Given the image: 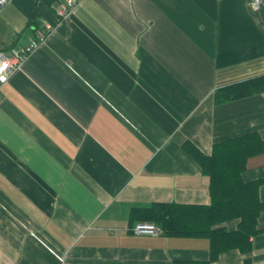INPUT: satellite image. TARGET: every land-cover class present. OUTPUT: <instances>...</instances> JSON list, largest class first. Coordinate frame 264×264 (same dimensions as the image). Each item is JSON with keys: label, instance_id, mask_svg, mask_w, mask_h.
<instances>
[{"label": "crops", "instance_id": "1", "mask_svg": "<svg viewBox=\"0 0 264 264\" xmlns=\"http://www.w3.org/2000/svg\"><path fill=\"white\" fill-rule=\"evenodd\" d=\"M64 1L0 6V52H21L48 29L0 82V264L207 260L208 239L136 234L130 210L209 203L185 142L203 154L249 132L264 143V91L214 100L264 75V5L75 0L60 20ZM241 176L261 181L264 201V149ZM257 227L249 252L211 264H264V209Z\"/></svg>", "mask_w": 264, "mask_h": 264}, {"label": "trees", "instance_id": "2", "mask_svg": "<svg viewBox=\"0 0 264 264\" xmlns=\"http://www.w3.org/2000/svg\"><path fill=\"white\" fill-rule=\"evenodd\" d=\"M263 91L264 75H260L216 89L214 100L221 103ZM183 146L209 179V203L152 202L131 208L130 218L153 222L164 236L208 239L207 260H175L173 264H211L227 251L249 252L252 238L260 231L257 220L264 201L258 195L261 181H245L241 174L247 159L263 151V140L255 132L245 133L214 143L210 154L189 142ZM229 221H236L232 229L225 224Z\"/></svg>", "mask_w": 264, "mask_h": 264}, {"label": "built area", "instance_id": "3", "mask_svg": "<svg viewBox=\"0 0 264 264\" xmlns=\"http://www.w3.org/2000/svg\"><path fill=\"white\" fill-rule=\"evenodd\" d=\"M6 0H0V6H2ZM250 7L254 11H258L261 6L264 5V0H248ZM75 5V0H65L58 11L59 18L62 20L69 17L73 7ZM48 34V29H39L36 31L35 37L26 45L21 52L12 50L9 53L0 52V82H3L8 78L10 73L17 67L19 62L24 58L25 54L42 44L45 41L46 35ZM132 231L140 235H157L159 234V229L151 221H138L133 227Z\"/></svg>", "mask_w": 264, "mask_h": 264}, {"label": "snow or ice", "instance_id": "4", "mask_svg": "<svg viewBox=\"0 0 264 264\" xmlns=\"http://www.w3.org/2000/svg\"><path fill=\"white\" fill-rule=\"evenodd\" d=\"M0 71H3V69H0Z\"/></svg>", "mask_w": 264, "mask_h": 264}, {"label": "bare ground", "instance_id": "5", "mask_svg": "<svg viewBox=\"0 0 264 264\" xmlns=\"http://www.w3.org/2000/svg\"><path fill=\"white\" fill-rule=\"evenodd\" d=\"M61 20V19H60ZM61 22V21H60Z\"/></svg>", "mask_w": 264, "mask_h": 264}]
</instances>
